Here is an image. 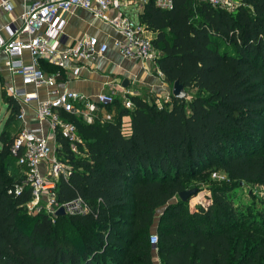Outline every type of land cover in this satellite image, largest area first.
<instances>
[{
  "label": "trees",
  "instance_id": "16d2710c",
  "mask_svg": "<svg viewBox=\"0 0 264 264\" xmlns=\"http://www.w3.org/2000/svg\"><path fill=\"white\" fill-rule=\"evenodd\" d=\"M236 1L231 11L204 0L143 4L138 19L152 34L157 68L186 99L171 94L158 108L131 96V109L116 99L106 106L112 121L91 124L62 114L81 143L75 154L56 136V156L70 170L54 181L56 200L79 197L87 213L53 221L29 212L20 152L10 150L17 135L0 133V264H155L154 251L160 264H264V201L255 215L230 192L242 182L264 195V0ZM1 96L8 126L20 105L4 89ZM213 170L232 184L211 187L210 204L191 212L178 193Z\"/></svg>",
  "mask_w": 264,
  "mask_h": 264
},
{
  "label": "built area",
  "instance_id": "2783aa9c",
  "mask_svg": "<svg viewBox=\"0 0 264 264\" xmlns=\"http://www.w3.org/2000/svg\"><path fill=\"white\" fill-rule=\"evenodd\" d=\"M153 1L161 9H171L173 6V0ZM204 1L213 7L229 11L237 5L236 0ZM145 2L146 0H34L20 13V26L14 29L5 27L9 38L0 37V54L6 57L4 66L9 76L20 78L19 85L10 81L4 86L6 95L20 105L16 118L21 122V127L10 150L14 155L20 152L16 164L24 168V184L31 188L32 199L26 205L29 212L43 211L53 221L60 206L68 214L87 213V207L79 197L61 204L56 200L54 181L59 174L67 177L70 173L69 167L56 156V149L59 147L56 136L65 139L75 154H80L77 145L81 143L75 124L62 114L82 117L87 124H91L95 120L112 121V113L106 112L105 108L116 99H120L125 108L133 107L125 91L124 96L119 97L114 91L90 95L57 88L59 81L64 83L62 76L79 78L88 61L102 57L109 49V42L87 34H83L73 44H67L64 14L76 8L89 11L93 18L99 19L117 35H109L108 39L123 58L139 60L145 69L149 61L162 77L155 62L157 53L152 45L150 29L138 19L139 10L135 11L136 18L131 17L132 4L138 3L142 9ZM0 8L10 14L13 10L12 0H0ZM110 10L115 11L116 15L108 14ZM20 34H26L27 40H21ZM25 53L29 55V62L23 59ZM42 60L54 65L56 71L46 72L41 66ZM29 86H32V90H28ZM170 95L171 91H168L162 102L157 98V107L162 108L169 102ZM29 110L34 116V126L28 123ZM103 110L105 112L101 113ZM213 177H216V173H213ZM20 190L21 186L16 185L14 193L18 194ZM149 242L155 250V233L150 235Z\"/></svg>",
  "mask_w": 264,
  "mask_h": 264
},
{
  "label": "crops",
  "instance_id": "0c3cea01",
  "mask_svg": "<svg viewBox=\"0 0 264 264\" xmlns=\"http://www.w3.org/2000/svg\"><path fill=\"white\" fill-rule=\"evenodd\" d=\"M32 1L34 0H12L13 10L10 14L4 12L0 8L1 38H9L8 31L5 28L6 26H10L12 29L20 26L21 19L19 15L24 7ZM130 8L134 11H141L138 3L132 4ZM107 13L113 16L116 15V12L112 10ZM63 17L66 19L64 34L67 37V44H73L74 41L81 38L83 34H87L97 36L100 41L109 42V49L102 57H95L88 61L86 63V68L81 71L79 78L70 79L68 76H62L61 79L64 80V83L59 81L57 88H67L90 95L114 91L119 97L124 96L125 91L129 98L131 96H139L145 100L149 97L156 98L157 100L158 97L162 98V94H167L168 91H171L170 86L163 82V78L157 74L155 67L149 61H147V69H145L141 61L123 58L108 39L109 35H117L99 19L93 18L89 11L76 8L72 12L64 14ZM19 38L25 41L27 40V35L20 34ZM5 59L6 57L0 54V72L2 73L0 76L1 91L10 81L15 85H19L20 83L19 76H9V72L4 66ZM23 59L25 62H29V55L25 53ZM124 79L128 80L126 87L122 85ZM28 90H32V86H29ZM105 111L107 112V108H105ZM105 111L103 110L101 113ZM8 113L9 111L7 110V114ZM111 113L114 117L115 112L112 111ZM28 116L29 125L34 126L35 120L31 110H29ZM13 122L17 125V135L21 127V122L17 120V118L15 121H12V123ZM10 125L11 124L8 126ZM11 135H13V133ZM43 168L42 165V169ZM174 200L176 201V199ZM154 253L155 254L152 256L154 263L160 264L156 252Z\"/></svg>",
  "mask_w": 264,
  "mask_h": 264
},
{
  "label": "rangeland",
  "instance_id": "374dc122",
  "mask_svg": "<svg viewBox=\"0 0 264 264\" xmlns=\"http://www.w3.org/2000/svg\"><path fill=\"white\" fill-rule=\"evenodd\" d=\"M132 18H136L135 11L132 10L131 13ZM152 36V34H151ZM2 73L0 72V76ZM171 90V86H170ZM162 98L158 97L159 100L164 101L165 94H162ZM148 102L150 104H155L157 106L156 98L149 97ZM112 112V111H110ZM7 106L2 101L1 96V88H0V133L3 131H7L9 134H15L17 130V125L11 122L10 126L6 125L7 121ZM1 146V144H0ZM78 154V153H77ZM58 158V157H57ZM61 162H63L61 160ZM64 163V162H63ZM213 173H216V177H213ZM202 177L197 178L196 180L192 181L191 185L192 188H197V193L194 196H191L188 199V208L191 212L196 211L198 206L206 207L211 202V187H214L219 184H232L231 181L227 178V175L222 171L213 170L212 172H208L205 176L201 175ZM49 177V176H48ZM48 179V178H47ZM51 179V177H50ZM236 184V186L230 190L233 196V202L237 206L244 205V207L251 208L255 215L258 214V210L261 209L264 201V195L262 191H258V188L251 184L240 183V185ZM264 206V205H263ZM193 210V211H192Z\"/></svg>",
  "mask_w": 264,
  "mask_h": 264
},
{
  "label": "water",
  "instance_id": "95a60500",
  "mask_svg": "<svg viewBox=\"0 0 264 264\" xmlns=\"http://www.w3.org/2000/svg\"><path fill=\"white\" fill-rule=\"evenodd\" d=\"M127 83H128V80L124 79L122 82V85L124 87H126ZM171 94L173 97H175L177 99H186L188 96L187 91L184 89V87L178 81L173 82V84L171 86ZM196 193H197V188L193 187V188H189V189L180 191L178 193V197L182 202H187L188 199L191 196H194ZM64 214H65V210L62 206L57 208L55 215H64Z\"/></svg>",
  "mask_w": 264,
  "mask_h": 264
}]
</instances>
